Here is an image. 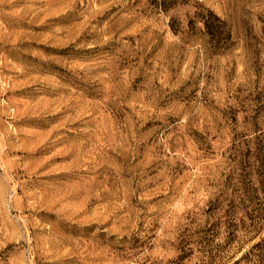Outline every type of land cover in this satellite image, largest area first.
Wrapping results in <instances>:
<instances>
[{
  "label": "rangeland",
  "instance_id": "rangeland-1",
  "mask_svg": "<svg viewBox=\"0 0 264 264\" xmlns=\"http://www.w3.org/2000/svg\"><path fill=\"white\" fill-rule=\"evenodd\" d=\"M260 139L264 0H0V264H232Z\"/></svg>",
  "mask_w": 264,
  "mask_h": 264
},
{
  "label": "trees",
  "instance_id": "trees-1",
  "mask_svg": "<svg viewBox=\"0 0 264 264\" xmlns=\"http://www.w3.org/2000/svg\"><path fill=\"white\" fill-rule=\"evenodd\" d=\"M209 14L214 20H221L220 17L212 10H209ZM204 22L208 32L213 33V30H215V25H213L214 23L211 24L209 19H204ZM255 153L257 162L255 168L260 175L262 182L264 183V139H260ZM241 261H246L247 264H264V237L255 243L250 250H248L241 258L232 264H239Z\"/></svg>",
  "mask_w": 264,
  "mask_h": 264
}]
</instances>
